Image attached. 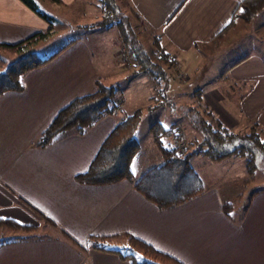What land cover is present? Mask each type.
<instances>
[{"label":"crops","instance_id":"crops-1","mask_svg":"<svg viewBox=\"0 0 264 264\" xmlns=\"http://www.w3.org/2000/svg\"><path fill=\"white\" fill-rule=\"evenodd\" d=\"M60 1L71 5L75 0ZM240 1L127 0L144 25L128 14L157 36V49L167 60L175 61L177 68L186 63L188 52L206 44L214 46L228 35L236 26L235 11ZM47 25L20 0H0V41L12 43L46 30ZM204 54L202 50L200 55ZM222 70L225 85L200 89L202 101L231 131L238 125L264 127V58L246 54L231 60ZM96 78L100 76L92 52L86 40L79 37L48 62L26 70L21 76V89L2 91L0 215L32 224L36 222L28 221L37 212L45 214L79 244L88 234L131 232L183 264H264V188L252 195L243 218L234 223L223 214L221 200L225 197L214 184L205 185L201 194L188 201L159 209L126 179L103 185L77 182L75 173L87 167L112 129L113 115L101 117L83 134L68 132L48 146L31 145L56 109L72 97L95 91ZM85 261L130 264L110 253L87 247L77 250L58 235H32L0 244V264Z\"/></svg>","mask_w":264,"mask_h":264},{"label":"trees","instance_id":"trees-1","mask_svg":"<svg viewBox=\"0 0 264 264\" xmlns=\"http://www.w3.org/2000/svg\"><path fill=\"white\" fill-rule=\"evenodd\" d=\"M33 11L37 16L41 17L47 22L46 30H37L32 34L26 35L20 40L6 43L0 41V50L7 49L9 51L15 50L16 56L6 61L0 68V94L3 90H19L23 87L21 76L29 68L37 67V65L44 64L49 61L55 54L68 46L70 43L79 37L65 40L56 49H51L46 55L35 53L30 48V45L36 43L37 39L48 37L52 33V25L57 22V18L53 14L42 9L37 4V0H20ZM59 4L60 0H52ZM126 4L128 13L141 25H144L140 15L129 5L127 0H123ZM98 8L101 12V19L94 27L100 26L109 28V26H117L119 37L122 38L123 43L126 44L127 50L130 54L133 63L138 64L145 71V59L143 55L137 50L130 48L128 38L125 33L124 26L118 19H113L117 12V5L113 0H97ZM264 7V0H241L235 11V15L249 21L254 14ZM92 25L84 24L82 28L92 27ZM229 25V24H228ZM97 28V27H96ZM164 61L172 65V61L167 60L165 54L160 52ZM3 56L0 54V60ZM147 67V66H146ZM151 72V71H150ZM155 75V73H153ZM164 76L163 71L159 73ZM166 83L158 84V89L155 91L158 94H163ZM95 91L83 95H77L68 99L65 104L53 113L51 120L44 125L39 134L33 137L30 142L35 148H41L53 143L56 139H60L68 132L75 134H83L91 126L94 125L101 117L105 115H115L119 112L121 104L114 100V95L117 87L114 85H105L100 78L94 79ZM199 90L196 91V105L200 106L203 115L196 117L195 111L185 114L186 120L190 128L197 132L200 138L196 139V134L187 137L183 131H178V127L173 124L165 125L157 120L151 121L148 126V133L155 144L159 148L162 158L160 163H156L146 168L134 178L130 169V162L132 156L138 150V141L134 135L139 110L136 108L131 113H124L122 116L116 117L112 129L105 134V137L98 145V149L90 158V162L84 170H79L75 173L74 179L77 182L84 184L103 185L105 183H115V181L126 179L132 184V188L143 197L153 203L159 209H165L176 206L178 203L188 201L190 198L201 194L205 190L203 181L199 178L196 170L190 162L191 150H188V144L195 145V153L202 155L207 159L221 160L225 156L233 155L239 156L243 160V167L245 176L241 178L240 184L247 185L254 178L256 170V154H262L264 157V137L255 130L256 125L252 124L249 131L245 134L239 135L237 132L231 131L223 121H221L210 108L201 105L202 98L199 95ZM156 94V93H155ZM197 118V119H196ZM163 135L171 136L173 143H160ZM235 138H242V142L232 143ZM182 142L184 149L179 150L177 143ZM186 148V149H185ZM198 150V152H196ZM261 188L251 190L246 196L244 205L235 211V204L232 198H225L221 200V210L225 216H228L234 223H238L244 216V213L249 205V200L255 193L261 191ZM242 196L241 192L235 196L239 199ZM36 212V210L33 208ZM42 222H47L51 226L57 225L49 220L47 215L41 213ZM0 226L10 228L13 231H22V233L12 236H0V244L8 242L21 241L24 238H30L28 232L36 229L37 224H25L18 222L12 216L0 215ZM58 236L65 240L68 244L82 251L84 248H92L99 250H109L117 254L122 259H129L130 264H183L172 255L153 247L150 243L145 242L134 236L131 232H123L111 235L88 234L81 244L71 236L68 235L62 228L58 227ZM26 235H25V234ZM123 237L124 243L122 250L115 246H107L106 242L109 238Z\"/></svg>","mask_w":264,"mask_h":264},{"label":"rangeland","instance_id":"rangeland-1","mask_svg":"<svg viewBox=\"0 0 264 264\" xmlns=\"http://www.w3.org/2000/svg\"><path fill=\"white\" fill-rule=\"evenodd\" d=\"M36 2L42 9L53 14L57 18V22L52 25L53 31L48 37L37 39L35 44L30 45L32 51L46 55L51 49L59 47L65 40L73 39V37L86 40L99 70L101 82L117 87L114 100L121 104V108L113 116L116 118L124 113H131L136 108L139 110L134 132L138 141V150L131 158L133 175H138L140 169L162 161L159 148L148 133V126L151 121L157 120L165 125L175 123L178 127L177 130L183 131L187 137L196 134V139L200 138L199 134L190 128L188 120L185 118L186 113L188 116V111L192 113L195 111L196 117L203 115L200 106L195 104L196 91L212 84L221 83L225 85L224 81L221 80L220 73L224 71L222 67H225L231 60L255 53L264 58V7L254 14L253 18L248 21L249 23L236 17V26L231 27L227 32L228 35H226V37L231 35L230 39L225 37L214 46L206 44L195 52H188L185 57L186 63L177 68L175 61L170 65L161 57V51L157 49V36L131 18L123 0H113L118 9L113 19L120 20L124 26L130 48L143 55V59L147 62L145 63L147 67H144L150 72L133 63L131 57V64L129 65L119 60L116 55L117 48L124 46L127 50L126 44L123 43L118 34L119 25L109 26V28L100 26H96V28L92 25L102 17L98 3H96L97 0H75L71 5L64 1L59 2V4L52 0H37ZM86 23L92 27L82 28ZM202 50L205 56L200 55ZM0 54L3 56L0 60L1 68V65L16 56L17 52L1 49ZM161 71H163L164 76L159 74ZM163 82L166 83L165 91L163 94H158L155 88L158 89ZM202 104L207 107L204 101ZM248 129L249 124L246 126L238 125L232 131L242 135L247 133ZM255 130L261 137H264V127L258 129L255 127ZM169 141L173 143L171 136L163 135L160 139L161 145L169 143ZM239 141L242 142L243 139L235 138L232 143L235 144ZM183 146L181 142L178 145L179 150L184 149ZM187 149H192L191 163L201 176L204 185L214 184L220 187L222 196L232 198L235 211L244 205L246 196L251 190L261 188L264 185V157L262 154L259 155L254 152L257 166L254 179L247 185H241V178L245 176L241 157L229 155L221 160L210 161L195 153V145L188 144ZM239 192L242 196L235 199ZM37 215L35 214L28 221L31 223L35 221L37 224L36 229L28 232L29 235L53 236L58 234V226L54 229L49 223L42 222ZM20 233L22 231H13L10 228L0 226V236H14ZM123 243L124 239L121 236L107 240L106 245L115 246L122 250ZM94 250L102 254L110 253L117 256L113 251L92 249V251ZM122 260L128 261L129 259Z\"/></svg>","mask_w":264,"mask_h":264},{"label":"built area","instance_id":"built-area-1","mask_svg":"<svg viewBox=\"0 0 264 264\" xmlns=\"http://www.w3.org/2000/svg\"><path fill=\"white\" fill-rule=\"evenodd\" d=\"M116 55L118 56L119 60L125 62L128 65L131 64L128 50H126L124 46L117 48ZM180 143L181 142H179L178 145Z\"/></svg>","mask_w":264,"mask_h":264}]
</instances>
